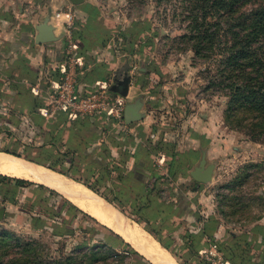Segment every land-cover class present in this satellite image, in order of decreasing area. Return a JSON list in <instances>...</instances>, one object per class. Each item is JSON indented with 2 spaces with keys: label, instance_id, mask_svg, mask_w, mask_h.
<instances>
[{
  "label": "crops",
  "instance_id": "0c3cea01",
  "mask_svg": "<svg viewBox=\"0 0 264 264\" xmlns=\"http://www.w3.org/2000/svg\"><path fill=\"white\" fill-rule=\"evenodd\" d=\"M85 3L83 1L80 4H73L70 0L56 2L50 0L51 8L44 7L43 11L38 8L39 4L31 3L30 0L25 6L17 3V0H0L1 135L6 131L34 132L28 142L25 140L21 142L20 137L19 140L0 137V152L50 168L39 163L41 160L39 151L37 156L31 157L27 156L24 150L18 151L10 147L18 145L20 141L28 151L31 148L40 150L39 148L47 142L45 138H39V134L45 130L56 134L59 130L58 124L62 127L60 132H64L67 136L66 142L71 145H78L86 135L91 136L92 143L89 149L93 151L99 147L101 120L96 116L80 119L86 115L71 118L67 113V118L63 122L53 115L45 117L40 111L45 106L48 88L60 76L68 41H75L76 47L79 46L76 54L82 59V63L77 65L79 93L105 86L114 97L122 98L125 102L124 109L129 103L140 104V118L126 123L127 131L124 134L130 138L123 146L128 149L124 173L143 179L150 186L155 180L154 167H162V173L169 176V179L160 178L157 181L160 194L168 195L165 200L171 199L175 202V206L183 207V228H188L193 233L205 228L207 240L215 246L217 241L231 240L230 233L234 235L245 232L250 247L253 248L250 258L252 264H264L262 258L264 203L260 201L264 200V187L258 190L259 202L256 201L254 207L259 214L245 226L232 225L226 220L220 214L218 200L234 180L242 177L238 174L241 165L259 161L260 144L243 139L240 134L225 125L224 106L212 107L206 99H198L195 96L177 97L178 90L173 85L174 83L177 85L178 82L163 81L148 66L138 64L139 58L145 53L141 52L144 50L143 45L130 46L129 51L126 52L124 48L127 44L121 41V36H117L116 32L96 29L94 23L110 28L109 20L100 12L93 14L89 12L85 9ZM52 6L55 9H52ZM76 21L88 25L90 29L82 35L81 43L73 38ZM43 22L52 25L56 38L53 41L37 43L35 41L37 26ZM124 78L128 80L126 92H114L110 89L112 84ZM165 100L172 102L170 105L174 107H172L174 113L171 115L167 114L169 110L164 114L159 110L162 106H168L164 105ZM109 125L111 128L108 133L119 135L121 131L113 127L111 121ZM149 145L152 148H149ZM168 149L171 150L173 162L180 164L173 174L168 169L165 170ZM110 153L114 156L118 155L116 148H111ZM202 163L205 166L213 164L212 175L208 182L197 183L190 172ZM5 177L26 179L32 182L31 185L41 184L73 203L53 185L0 173V205L12 202L13 199L8 198L10 191L17 193L23 188L16 186L12 180H7ZM172 177L173 181H171ZM190 179L194 182L191 188L188 186ZM0 208L4 209L1 217L3 218L6 209L4 206Z\"/></svg>",
  "mask_w": 264,
  "mask_h": 264
},
{
  "label": "trees",
  "instance_id": "16d2710c",
  "mask_svg": "<svg viewBox=\"0 0 264 264\" xmlns=\"http://www.w3.org/2000/svg\"><path fill=\"white\" fill-rule=\"evenodd\" d=\"M181 2L183 4V19L186 21V25L185 29L180 32V37L192 43L190 49L194 51L196 57L204 55L206 58H212L213 55H218V58H216L217 69L215 74L212 75V78H215L216 81H209L206 88L210 89L214 84L224 89L223 94L227 98L223 109L225 125L234 130L239 127L244 128L251 134L250 140H258L257 137L264 136V0H181ZM94 25L98 30H112V28L97 23H94ZM74 26L76 27L73 28V38L81 43L82 35L90 29L88 25L79 24L78 21L75 22ZM132 34L133 36L131 35L130 39H134L136 42L139 41V34H135V32H132ZM74 43L76 42L74 41ZM54 116L64 122L67 113L59 111ZM87 117L82 116L80 119H86ZM96 117L101 120V127L105 126L104 133L108 132L111 128L109 125L111 120L109 119V121L108 118L106 120L105 116L101 114L96 115ZM106 121H109L108 124H106ZM63 122L60 123L63 124ZM58 128L56 136L61 137L60 130L62 127L60 124H58ZM107 134L108 140L101 141L99 147L93 151L89 150V145L92 143L91 136L87 137L86 135L81 139L85 142L84 146L79 143L76 146L80 148H72L73 146L68 148L72 153L81 151L80 154L84 158L90 157V159L93 156L91 152H93L95 157L93 156L94 159L89 160V164L91 162L94 163L93 166L97 164L100 169L99 172L103 173L93 177L98 181L105 179L110 187H114L113 184L115 187L117 185L116 188L121 190L116 192L114 187L112 191L108 192L131 196V200L127 199L131 201L136 210L138 212L149 211L154 213L164 230L171 232L183 226V214L179 215L178 213V209L183 212V207L175 206L173 200H165L161 197L157 181L160 178L169 179V176L162 173V167H154L156 171L155 180L150 186L143 179L125 174L124 165L128 149L123 146L128 143L130 137L122 132L119 135L113 132ZM100 136H102L101 133ZM111 148L117 149V156L110 153ZM149 148H152V146L149 145ZM167 152L168 159L165 170L168 169L172 174L176 173V169L180 164L179 162L177 164L173 162L170 149ZM45 162L46 160L41 159L39 163L80 181L90 190L111 202L108 196L100 193L91 183L83 181L81 177L74 176L67 170L52 167ZM253 165L256 164H248L247 166ZM241 174H243V177L239 181L240 184L249 175L246 169ZM5 179L12 180L16 186L25 187L32 184L29 180L22 178L10 179L5 177ZM171 181H173V177ZM36 187L46 189L41 184H37ZM48 191L58 195L52 190ZM60 197L57 205L54 203L43 206L41 212H47L49 218L52 219L60 218L59 222L56 223L64 226L69 225V219L79 218L76 213L89 218L95 224L79 225L78 223L77 227L84 230L77 237L81 243L79 249L71 257L48 264H152L150 259L148 260L145 255L132 248V245L111 227L99 222L105 229L98 228L97 225L100 226V224H97L98 220L96 218L78 208L68 199ZM229 199L236 200L237 198L233 196ZM237 204H239L238 200L236 202L231 201L229 204L231 210L226 212L221 209L220 214L224 217L233 214L235 212L234 206ZM142 218L147 222L149 221L144 216L140 220H143ZM145 227L155 235L157 242L171 253L170 244L163 240L161 235L158 234V230L155 231V229H151L146 225ZM206 234L205 228L198 233L183 228L180 233L181 241L179 242V245L182 244V254L180 255L184 260L182 264L207 263L200 255V252L210 244L205 236ZM229 238L231 239H228L229 241L216 242V248L224 258L236 264H252L250 258L253 248L250 247L247 233L242 232L234 235L230 233ZM120 245L124 247L118 248ZM91 246L95 247L89 248ZM82 247L86 249H82ZM171 254L177 257L176 253ZM262 258L264 260V254Z\"/></svg>",
  "mask_w": 264,
  "mask_h": 264
},
{
  "label": "rangeland",
  "instance_id": "374dc122",
  "mask_svg": "<svg viewBox=\"0 0 264 264\" xmlns=\"http://www.w3.org/2000/svg\"><path fill=\"white\" fill-rule=\"evenodd\" d=\"M27 1L17 0V3L25 6ZM30 1L31 3L39 4L40 7L38 8L43 11L44 7L51 8V5H49L50 0ZM56 1L58 0H54V2ZM84 2H86L85 9L89 10V12L104 14L109 20V27L112 28L113 32H116L117 36H121L122 42L127 44L124 48L126 52L129 51L130 46L137 47L139 45L141 47L143 45L144 50L141 52L145 53L144 56H140L138 64L148 66L163 81L178 82L177 85L176 83L173 85L178 90L177 97L195 96L198 99H206L212 107H225L227 98L223 94L224 89L214 84L210 89L206 88L209 81H216L215 78H212V75L215 74L217 69L216 58H218V55H213L212 58H206L204 55L196 57L194 51L190 49L192 43L180 37V32L185 29L186 25V21L183 19V4L181 0H85ZM52 9L55 8L52 6ZM132 32L139 34V41L136 42L134 39H130L131 35L133 36ZM121 46L124 45L121 44ZM171 103L169 100H165L164 105L168 106H162L159 109L160 112L164 114L169 110L167 114H173L174 110L172 109L173 106L170 105ZM106 124H108V121H106ZM104 128L105 126H102L100 129L102 134L101 141L108 140V132L104 133ZM228 128L231 129L229 126ZM234 131L240 134L243 139L250 140L251 134L244 128L239 127ZM1 134L2 132L0 131L1 138L5 136L19 140L20 137L21 142L22 140L28 142L34 132L21 130L17 132L6 131L3 135ZM39 135V138H45V142H47L44 147L39 148L40 150L36 151L31 148L28 151V148L23 147L20 141V144L17 143L18 145L16 146L8 147L18 151L24 150L27 156L31 157L37 156L39 151L41 159L46 160V164L67 170L72 175L81 177L83 181L91 183L100 193L108 196L111 200V202H108L100 195L105 201L112 204L117 211L124 214L129 220L136 222L146 231L148 230L145 225L155 229V231L158 230L157 232L163 240L170 244L171 253H176L177 257H174L181 264L183 263L184 260L180 257L182 244L179 245V242L181 241L180 233L184 224L174 231L167 232L160 226L159 219L154 213L149 211L138 212L135 206L131 204V201H129L131 196H122L118 193L111 194L108 191H112L115 187L114 184V187H110L105 179V181H98L93 177L94 175L103 174L99 172L100 169L97 164L95 166L92 165L94 164L92 162L89 164V160L94 159L92 158L94 156L93 152H91L93 155L91 159L90 157L84 158L80 154L81 151L77 153L70 152L69 146H73L72 148L80 147L66 142L67 136L64 132L60 133L61 137L56 136L57 133L52 134L48 130L42 131ZM257 138L258 140L251 141L260 144L259 161L247 162L241 165L238 169V174L243 177L241 173L246 169L249 176L242 180L243 183L241 184L239 181L242 177L237 178V181H233L228 190L218 197L220 208L226 212L231 210L229 207L231 201H239V204L234 206L235 212L225 217L232 225L245 226L254 216L259 214L254 207L256 206V201L259 202L257 200L258 190L264 187V136ZM80 141L84 146L85 142ZM89 150L92 151L91 149ZM248 164L256 165L247 166ZM103 177L107 178L106 176ZM193 185L194 182L190 179L188 186L191 188ZM116 187L118 186L116 185ZM116 187V192L121 190ZM10 190L12 189L10 188ZM18 191L20 192L13 193L10 191L11 193H8V198L13 199L12 202L0 205L6 209V215L0 218V264H48L71 257L79 249L81 243L77 237L84 231L79 229L77 224L91 225L95 224V222L75 212L79 218L69 219V223L67 222L69 225L64 226L56 223L57 221L59 222L60 218H49V214L47 212L42 213L41 209L46 205L54 203L57 205L61 198L59 195L52 194L46 189H40L36 185H28ZM233 196L237 199L230 200L229 198ZM161 197L164 199L168 195L161 194ZM260 201L264 203V200ZM182 203H184V200ZM178 213L179 215L184 214L179 209ZM142 216L149 221L147 222L143 218V220H140ZM97 224H100V226L97 225L98 228L105 229L99 221ZM148 232L157 242L155 235L150 231ZM84 247L82 249H86ZM93 247L95 246L89 248ZM122 247L124 246L120 245L118 248ZM132 248L134 247L132 246Z\"/></svg>",
  "mask_w": 264,
  "mask_h": 264
},
{
  "label": "bare ground",
  "instance_id": "6f19581e",
  "mask_svg": "<svg viewBox=\"0 0 264 264\" xmlns=\"http://www.w3.org/2000/svg\"><path fill=\"white\" fill-rule=\"evenodd\" d=\"M0 173L24 177L55 186L77 206L87 211L100 222L109 225L128 241L137 251L155 264H181L164 246L158 244L152 235L139 224L90 190L78 180L60 172L20 160L0 152Z\"/></svg>",
  "mask_w": 264,
  "mask_h": 264
},
{
  "label": "built area",
  "instance_id": "2783aa9c",
  "mask_svg": "<svg viewBox=\"0 0 264 264\" xmlns=\"http://www.w3.org/2000/svg\"><path fill=\"white\" fill-rule=\"evenodd\" d=\"M76 49V44L69 40L60 76L48 88L41 114L50 117L59 111H65L71 118L101 114L111 120L113 127L126 133L127 124L123 117L125 102L122 98L114 97L105 86L95 87L86 93L77 91V65L82 63V59L76 54ZM200 255L207 264H236L224 258L213 244L203 249Z\"/></svg>",
  "mask_w": 264,
  "mask_h": 264
},
{
  "label": "water",
  "instance_id": "95a60500",
  "mask_svg": "<svg viewBox=\"0 0 264 264\" xmlns=\"http://www.w3.org/2000/svg\"><path fill=\"white\" fill-rule=\"evenodd\" d=\"M73 4H80L85 0H70ZM38 33L35 37L37 43L49 42L55 40V35L53 33L52 25L47 22H43L37 26ZM110 89L114 92L124 93L128 89V80L124 78L120 81L112 84ZM140 104L138 103H129L126 105L123 113V117L126 123H130L138 118H140L141 113L139 111ZM213 170V164L207 166L204 163L195 167L191 172V176L197 183H206L211 179ZM4 209L0 208V218L3 216Z\"/></svg>",
  "mask_w": 264,
  "mask_h": 264
}]
</instances>
